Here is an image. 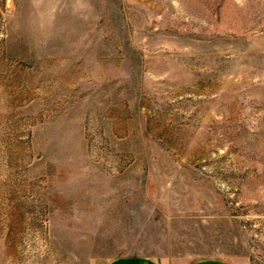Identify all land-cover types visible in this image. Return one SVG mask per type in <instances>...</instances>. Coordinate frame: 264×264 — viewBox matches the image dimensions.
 <instances>
[{"label": "rangeland", "instance_id": "374dc122", "mask_svg": "<svg viewBox=\"0 0 264 264\" xmlns=\"http://www.w3.org/2000/svg\"><path fill=\"white\" fill-rule=\"evenodd\" d=\"M264 264V0H0V264Z\"/></svg>", "mask_w": 264, "mask_h": 264}, {"label": "crops", "instance_id": "0c3cea01", "mask_svg": "<svg viewBox=\"0 0 264 264\" xmlns=\"http://www.w3.org/2000/svg\"><path fill=\"white\" fill-rule=\"evenodd\" d=\"M112 264H160L155 260H138V259H119L112 262Z\"/></svg>", "mask_w": 264, "mask_h": 264}]
</instances>
